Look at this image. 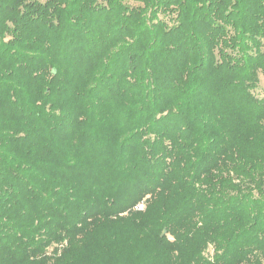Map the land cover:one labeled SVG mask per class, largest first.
<instances>
[{
    "label": "trees",
    "instance_id": "16d2710c",
    "mask_svg": "<svg viewBox=\"0 0 264 264\" xmlns=\"http://www.w3.org/2000/svg\"><path fill=\"white\" fill-rule=\"evenodd\" d=\"M260 74L264 0H0V264H264Z\"/></svg>",
    "mask_w": 264,
    "mask_h": 264
},
{
    "label": "rangeland",
    "instance_id": "374dc122",
    "mask_svg": "<svg viewBox=\"0 0 264 264\" xmlns=\"http://www.w3.org/2000/svg\"><path fill=\"white\" fill-rule=\"evenodd\" d=\"M255 94L259 98L264 99V75L263 74H260V83H259L257 89L255 90ZM143 209H144V207H143Z\"/></svg>",
    "mask_w": 264,
    "mask_h": 264
},
{
    "label": "built area",
    "instance_id": "2783aa9c",
    "mask_svg": "<svg viewBox=\"0 0 264 264\" xmlns=\"http://www.w3.org/2000/svg\"><path fill=\"white\" fill-rule=\"evenodd\" d=\"M143 207H144V205L143 204H140L137 208L138 209H140V208L143 209Z\"/></svg>",
    "mask_w": 264,
    "mask_h": 264
}]
</instances>
